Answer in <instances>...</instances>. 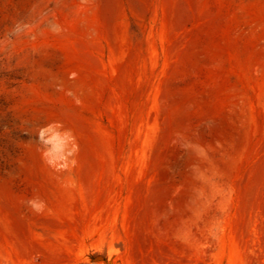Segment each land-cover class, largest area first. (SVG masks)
<instances>
[{"label":"rangeland","instance_id":"1","mask_svg":"<svg viewBox=\"0 0 264 264\" xmlns=\"http://www.w3.org/2000/svg\"><path fill=\"white\" fill-rule=\"evenodd\" d=\"M0 264H264V0H0Z\"/></svg>","mask_w":264,"mask_h":264},{"label":"clouds","instance_id":"2","mask_svg":"<svg viewBox=\"0 0 264 264\" xmlns=\"http://www.w3.org/2000/svg\"><path fill=\"white\" fill-rule=\"evenodd\" d=\"M35 140L41 146L44 162L56 171L63 170L69 158L75 157L79 151L75 134L60 121H52L39 127L35 133ZM23 203L37 214L46 208L45 202L38 197L29 198Z\"/></svg>","mask_w":264,"mask_h":264}]
</instances>
